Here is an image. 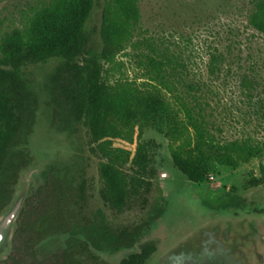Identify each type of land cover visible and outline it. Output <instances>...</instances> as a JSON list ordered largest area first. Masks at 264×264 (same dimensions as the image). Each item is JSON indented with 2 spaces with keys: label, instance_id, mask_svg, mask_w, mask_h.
Listing matches in <instances>:
<instances>
[{
  "label": "rangeland",
  "instance_id": "1",
  "mask_svg": "<svg viewBox=\"0 0 264 264\" xmlns=\"http://www.w3.org/2000/svg\"><path fill=\"white\" fill-rule=\"evenodd\" d=\"M49 1L0 0V44L14 29H25ZM104 5V0H95L86 24L97 53L102 48ZM139 6L141 22L132 43L114 63L101 60L104 78L112 84L147 87L156 82L148 76L146 57L170 60L167 71L175 94L201 112L217 140L250 138L264 143V34L249 24L254 0H139ZM60 62L51 58L21 69L38 95L39 107L26 145L30 165L21 170L13 199L0 214V260L11 252L24 200L53 167L76 187L83 186L90 222L42 242L40 258L87 246L116 264L141 244L153 242L157 250L146 264H264V184L252 183L260 178L264 153L237 168L213 164L206 180L194 182L174 165L173 141L154 127H136L133 142L115 138L113 145L130 150L133 157L138 143H145L147 169L154 175L141 174L130 162L123 168L129 180L141 176L151 185L149 193L138 187L139 193L119 212L101 195L103 159L94 152L96 144L90 143L87 127L81 124L69 134L50 124L47 85ZM167 96L174 102L171 94ZM142 222L149 227L132 248L114 247L120 230Z\"/></svg>",
  "mask_w": 264,
  "mask_h": 264
},
{
  "label": "trees",
  "instance_id": "2",
  "mask_svg": "<svg viewBox=\"0 0 264 264\" xmlns=\"http://www.w3.org/2000/svg\"><path fill=\"white\" fill-rule=\"evenodd\" d=\"M97 53L86 24L95 0H50L36 10L25 29H14L0 44V214L11 203L21 170L30 165L26 145L33 133L39 99L23 78L26 65L59 58L49 75L46 105L50 124L61 132L74 134L84 124L90 143L103 160L101 195L110 207L124 210L144 186L143 177L129 180L124 167L129 162L141 174L148 171L147 145L139 142L133 157L130 150L116 147L113 139L134 141L135 128L154 127L175 145L170 148L174 165L191 181L206 180L213 164L237 168L264 153V143L250 138L217 140L207 129L200 111L185 97L175 94L166 62L146 57L148 76L156 83L143 87L130 82L112 84L104 78L101 60L114 63L132 43L141 22L139 0H104ZM249 24L264 34V0H254ZM166 90V92L164 91ZM171 94L174 102L168 99ZM141 134V133H140ZM138 135V138L140 137ZM254 186L264 184V164ZM146 199L143 201L145 202ZM83 186L51 167L43 173V183L24 200L11 239V252L0 264H113L81 249L62 250L44 258L39 246L58 234H69L78 223H89L85 215ZM148 223L126 227L114 239L116 249L132 248L148 228ZM153 242L140 245L116 264H146L156 252Z\"/></svg>",
  "mask_w": 264,
  "mask_h": 264
},
{
  "label": "flooded vegetation",
  "instance_id": "3",
  "mask_svg": "<svg viewBox=\"0 0 264 264\" xmlns=\"http://www.w3.org/2000/svg\"><path fill=\"white\" fill-rule=\"evenodd\" d=\"M231 260L233 261V259H231ZM231 260H229V261L232 262ZM239 263L242 264L241 260H240ZM232 264H235V263L232 262ZM236 264H237V263H236Z\"/></svg>",
  "mask_w": 264,
  "mask_h": 264
},
{
  "label": "water",
  "instance_id": "4",
  "mask_svg": "<svg viewBox=\"0 0 264 264\" xmlns=\"http://www.w3.org/2000/svg\"><path fill=\"white\" fill-rule=\"evenodd\" d=\"M20 211V210H19ZM19 214V213H18Z\"/></svg>",
  "mask_w": 264,
  "mask_h": 264
}]
</instances>
